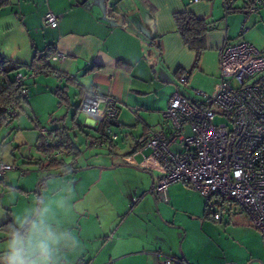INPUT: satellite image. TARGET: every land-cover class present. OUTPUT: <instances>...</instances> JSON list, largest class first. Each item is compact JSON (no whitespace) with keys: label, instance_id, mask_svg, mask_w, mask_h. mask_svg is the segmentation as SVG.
<instances>
[{"label":"crops","instance_id":"0c3cea01","mask_svg":"<svg viewBox=\"0 0 264 264\" xmlns=\"http://www.w3.org/2000/svg\"><path fill=\"white\" fill-rule=\"evenodd\" d=\"M109 2L115 8L112 14L107 12L104 0H11L8 6L0 10V57L18 63H30L35 53H40L53 44L56 53L63 55L62 59L50 60L51 67L57 72L43 74L47 77L38 81L34 78L26 79L28 101L34 105V95L38 91H50L54 96L48 92L47 98L53 103L58 100L54 94L55 89L63 87L68 102L64 106H57L64 108V111L63 115L52 121L53 125L55 128L60 127L61 121L66 124L72 109L69 125L72 124L73 128L70 130H78L85 138V145L98 147L108 145L109 141L102 145L93 141V137L99 135V123L79 109L82 94L84 89L92 88L101 94L114 96L117 99L118 116L117 124L110 128L117 134V138L112 140L110 146H106V150L113 152L119 147L116 140L120 133L121 139L129 144L127 161L149 170L152 181L161 173V168L149 156L150 153L142 155L135 150L139 140L149 130L159 128L161 111L175 90L182 94L193 87L204 91L212 90L219 77V50L225 41H233L239 35L245 6L240 2L225 13L223 0H198L191 3L184 0ZM183 10L191 11L212 25L205 34L206 48L197 65H194L195 51L184 44L173 21V13ZM49 11L58 16L56 27L44 24V15ZM252 18L253 23L258 22V18L264 22V11L259 8ZM184 71L187 72V81L179 83V76ZM163 90L167 97L164 104L160 101ZM187 97L193 96L188 94ZM129 106H141L143 109L132 113ZM51 129L53 127L45 130ZM70 130L69 135L73 141ZM85 133L90 135L89 139L85 137ZM73 144L75 145L74 141ZM2 155L4 158L5 155ZM138 156L141 157L140 160L137 159ZM3 158L0 160L10 163ZM29 160L27 163L37 165V162ZM76 166L75 164L73 167ZM85 166L92 168L95 165L88 163ZM67 167L70 166L67 164ZM6 183L3 177L0 178V225L10 219L21 227L16 222L11 191ZM133 200L136 202L135 198ZM162 208L165 212L172 210L167 205ZM67 215H71V222L66 225L72 226L74 212ZM95 218L98 221L101 219L98 215ZM127 222L128 217H123L118 222L117 230H114L116 232L106 237L108 241L101 244L98 251H91L86 246L81 250L79 242L81 239L84 242L89 239L85 230L92 226L93 221L88 216L78 217V237H75L73 243L75 245L70 247L61 242L59 247H54V264H71L75 259L73 264H162L166 257H180L149 252V249L158 246L157 242L145 228L140 233L120 231L123 226H127ZM103 224L100 222L101 231L90 237L107 235L108 232L102 230L105 227V231H109L110 228L108 229V223ZM106 247H110L109 250ZM183 257L191 264H201L192 260L193 257L186 251L183 252Z\"/></svg>","mask_w":264,"mask_h":264},{"label":"rangeland","instance_id":"374dc122","mask_svg":"<svg viewBox=\"0 0 264 264\" xmlns=\"http://www.w3.org/2000/svg\"><path fill=\"white\" fill-rule=\"evenodd\" d=\"M240 2L242 3L237 0L235 4L239 5ZM260 10L264 11V6L260 7ZM254 13H250L244 23L248 29L244 31L243 38L264 49V22L258 18L259 21L253 23ZM242 24L243 22L239 26V32ZM45 77L47 76L39 74L34 79L38 81ZM194 88L197 87L183 93L195 97ZM29 89L31 90V87ZM48 92L53 95L50 91H38L34 95V105L29 101L18 118L9 126L0 129V158L2 159L4 154L3 159L14 162V169L7 171L3 178L7 182L6 187L11 191L16 222L19 226L26 227L24 233L19 235H24L33 223L40 222L55 235L53 247H59L61 242L72 247L75 245V237H78V217L88 216L93 223L85 230L89 239L86 242L81 239L80 249L86 246L91 251H98L99 246L108 241L106 237L116 232L114 230H117L118 222L123 217H128L127 226H123L120 231L140 233L145 228L158 245L149 249V252L181 257L186 251L193 257L192 260L201 264H264V238L238 206L226 204L216 208L217 220L211 215L205 217L206 197L199 191L183 187L180 183L169 185V202L158 199L150 192L149 170L127 161L129 144L121 139L120 133L116 140L119 147L109 152L106 150L107 144L90 147L85 145V138L78 130H70L80 154L73 158V154L64 152L61 157L66 162L65 167L39 168L35 164L27 163L28 159L38 163L45 158L34 144L39 135V128L55 127L52 121L63 115L64 108L57 107L58 100L53 103L48 101ZM165 93L164 90L160 93V101L163 104L167 100ZM72 113L71 109L66 124L61 121L62 125L71 128L72 124H69ZM215 120L217 122L221 119ZM146 153L150 151L145 150L144 154ZM140 158L138 156L137 159ZM88 163L95 166L87 168L85 164ZM67 164L71 170L62 173ZM75 164L77 166L73 167ZM39 181H42L40 185ZM37 189L40 193H37ZM163 205L172 210L165 212ZM69 212H74L75 215L73 227L66 225L71 222V215H67ZM96 215L100 216L99 221L95 218ZM166 218L170 223L166 222ZM29 220L31 222L28 224ZM100 222L104 223L103 225L108 223L110 230L105 231V227L102 230L108 232L107 235L100 238L90 237L101 231ZM13 237L0 231V264H6L9 243ZM109 248L106 247L107 250ZM75 261L76 259L71 264Z\"/></svg>","mask_w":264,"mask_h":264},{"label":"built area","instance_id":"2783aa9c","mask_svg":"<svg viewBox=\"0 0 264 264\" xmlns=\"http://www.w3.org/2000/svg\"><path fill=\"white\" fill-rule=\"evenodd\" d=\"M236 1L223 0L225 13ZM241 1L245 6L243 24L238 37L225 41L219 50V77L212 90L194 88L196 96L192 98L175 90L161 111L159 128L149 130L139 140L137 151L144 155L149 150V156L160 165L161 173L152 184L158 199L169 202V185L180 183L206 197V211L215 220L216 208L235 204L264 238V49L243 38L248 29L244 23L250 13L264 6V0ZM44 24L56 27L58 16L46 12ZM62 58L61 53L52 56V60ZM44 73L42 67L28 73L17 71L14 80L22 83ZM186 81L184 72L179 83ZM27 92V88H21L23 96ZM128 108L132 113L143 109ZM79 109L97 124L108 123L105 136H98L95 143L106 144L105 137L117 138L110 128L117 124L118 104L114 96L86 88ZM216 118L221 120L216 122ZM39 133L44 134L45 129L39 128ZM64 152L69 153L62 149L48 157L58 158ZM12 169L14 164L0 160V178ZM162 264L179 263L175 257H166Z\"/></svg>","mask_w":264,"mask_h":264},{"label":"trees","instance_id":"16d2710c","mask_svg":"<svg viewBox=\"0 0 264 264\" xmlns=\"http://www.w3.org/2000/svg\"><path fill=\"white\" fill-rule=\"evenodd\" d=\"M104 2L107 12L112 14L115 11V8L111 5L109 0H104ZM10 3L11 0H0V10L8 6ZM232 9H234V7L229 10ZM172 17L176 26V30L180 34L184 44L195 51L194 65H197L201 53L206 48L205 34L212 28V25L205 19L197 17L189 10L175 12L173 13ZM54 54H56V51L53 47V44H50L46 50L40 53H35L30 63H18L0 57V129L9 126L14 119L18 118L20 113L25 110V106L29 103L27 94L24 96L21 94V88H27L26 80L22 83H17L14 80L15 73L17 71L28 73L30 69L41 67L45 69L44 74L57 72L50 65V60H52V56ZM54 94L58 99V106H64L67 104L68 97L63 87L56 88ZM107 125L108 123L104 121L99 123L97 128L99 132L98 136H105V129ZM69 130L70 128L62 125L56 128L53 127L51 130H45L44 134L39 133L35 147L38 151L46 155L43 160L41 159L38 161L37 165L39 168L65 167L66 162L62 157H48L62 149L67 148L69 153L73 154V158L79 154V148L73 144L71 136L69 135ZM84 135L89 139L90 135L87 133ZM98 136L93 137L95 138L94 140H96ZM104 139L109 141L108 146H110L112 140L106 137ZM137 149L138 146H136L135 150ZM69 170H71V168L67 167L62 173H66ZM41 182L42 181H39L38 185H40ZM208 215L209 214L206 212V208H204V216L210 217V215ZM29 222L31 221L29 220L27 223L29 224ZM25 229L26 227L24 226H16L10 219L0 225V231H4L7 234H10V236L24 233ZM175 258L178 259L179 264H190L189 261L183 257V255H181V257Z\"/></svg>","mask_w":264,"mask_h":264},{"label":"clouds","instance_id":"9594fccd","mask_svg":"<svg viewBox=\"0 0 264 264\" xmlns=\"http://www.w3.org/2000/svg\"><path fill=\"white\" fill-rule=\"evenodd\" d=\"M55 235L42 223H33L24 235H14L9 243L6 264H54Z\"/></svg>","mask_w":264,"mask_h":264},{"label":"water","instance_id":"95a60500","mask_svg":"<svg viewBox=\"0 0 264 264\" xmlns=\"http://www.w3.org/2000/svg\"><path fill=\"white\" fill-rule=\"evenodd\" d=\"M73 170H75V169H73ZM152 184H153V180L151 181L150 192L154 195V191H153V189H152ZM37 193H40L39 189H37ZM154 196H155V195H154ZM154 202L156 203V199H155V197H154Z\"/></svg>","mask_w":264,"mask_h":264}]
</instances>
